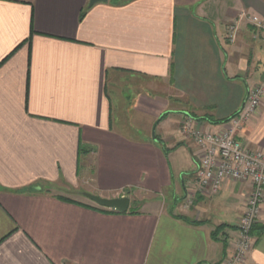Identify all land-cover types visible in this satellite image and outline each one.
<instances>
[{
  "label": "crops",
  "instance_id": "crops-1",
  "mask_svg": "<svg viewBox=\"0 0 264 264\" xmlns=\"http://www.w3.org/2000/svg\"><path fill=\"white\" fill-rule=\"evenodd\" d=\"M245 16L264 24V0H0V264L231 255L250 185L186 207L198 161L180 124L231 118L264 82ZM238 137L264 149V106ZM85 193L141 204L104 211ZM253 235L245 264H264V211Z\"/></svg>",
  "mask_w": 264,
  "mask_h": 264
},
{
  "label": "built area",
  "instance_id": "built-area-1",
  "mask_svg": "<svg viewBox=\"0 0 264 264\" xmlns=\"http://www.w3.org/2000/svg\"><path fill=\"white\" fill-rule=\"evenodd\" d=\"M254 20L257 21L256 18ZM253 25L264 27L260 21ZM262 103L264 84L251 90L240 112L216 132L203 133L196 131L192 124L185 126V120L183 123L184 135L192 137L202 151L198 156L196 171L198 192L207 188L216 192L226 181L250 185L244 212L238 223L237 241L233 252L222 264H245L255 245L253 230L259 223L264 206V150H251L239 139L238 133L242 125L259 112ZM192 122L196 123L194 120Z\"/></svg>",
  "mask_w": 264,
  "mask_h": 264
},
{
  "label": "rangeland",
  "instance_id": "rangeland-1",
  "mask_svg": "<svg viewBox=\"0 0 264 264\" xmlns=\"http://www.w3.org/2000/svg\"><path fill=\"white\" fill-rule=\"evenodd\" d=\"M117 2H118V0H116ZM254 18L255 17H252V18H250V19H248L246 16L244 17V21H245V19H247L248 20V23L249 24H251V25H253V23H255V22H259L260 21V19L259 18H256L257 19V21H255L254 20ZM241 19H239V20H233V23H232V25H230L229 26V28H228V33H227V35H228V39H229V41L231 42V43H233V44H235V43H237V41H238V39H239V33H240V28H241ZM243 22V21H242ZM261 22V21H260ZM262 23V22H261ZM243 26V25H242ZM254 26V25H253ZM255 27V30H256V32H255V38L257 39L258 37H256V35H261V36H264V27H256V26H254ZM231 36H233V38L231 37ZM251 44V43H250ZM254 46V45H253ZM254 48H255V46H254ZM258 49V48H257ZM264 84V82H262L260 85H258V86H256V87H260V86H262ZM256 87H254V88H252V89H249L248 90V92H247V95H246V97H245V100H244V102H243V104L245 103V101H246V99H247V96H248V94H249V92L251 91V90H253V89H255ZM263 105L261 106V109L263 108V106H264V103H262ZM242 107H243V105H242ZM260 109V110H261ZM241 110V109H240ZM240 110H239V112H240ZM259 110V111H260ZM238 112V113H239ZM237 113V114H238ZM191 114V113H190ZM236 114V115H237ZM258 114V113H257ZM185 115V114H184ZM236 115H233L232 116V118L233 117H235ZM256 115H254L253 116V118L255 117ZM192 119V120H194L196 123H193L192 122V120H190V119ZM184 120H185V126L186 125H189V124H192L193 125V127L195 128V130L196 131H198V130H200L201 132H203V133H208L209 131H212V132H216V131H218V130H220V129H218V130H212V129H210L209 127H206V126H204L202 123V121H198V120H196L195 118H193L192 116H190V115H188V114H186L185 116H183V120H182V122H181V124H180V130H181V133L183 134V136L188 140V141H190L191 142V144H192V147H193V154H194V156L196 157V159H197V161H198V156H199V153H201L202 151H201V148L196 144V143H194V141H192L193 140V138L192 137H189V136H186V135H184V133L182 132L183 131V129H184V126H183V123H184ZM231 120V119H230ZM248 123V122H247ZM209 124H211V123H209ZM224 124V123H223ZM198 125V126H197ZM208 125V124H207ZM211 125H213V124H211ZM220 125V124H219ZM245 126V123L242 125V128H241V130L243 129V127ZM240 130V131H241ZM251 150H253V151H262V150H264L263 148H261V147H249ZM198 168V167H197ZM196 171H197V169H196ZM196 177V183H194L195 184V186H193V188H190V189H188L187 190V195L185 196L186 198V200H185V206L186 207H192L193 206V204H194V201H195V199H196V196L198 195L197 193H198V182H199V180H198V177H197V175L195 176ZM188 180L190 181L189 183H191L192 184V182L194 181V177L192 178V180H190V177H187L186 178V181H187V183H188ZM192 181V182H191ZM226 182H229V181H226ZM226 182H224L223 184H222V186L220 187V189L218 190V191H216V192H214V191H212V189L211 188H207V189H205L202 193H204V195H206V194H208V195H210V196H215V195H218L220 192H221V190H222V188L226 185ZM232 182V181H231ZM235 183H238V184H242V183H239V182H235ZM250 192V191H249ZM245 201H246V197H245ZM138 202V204H141L136 198H134V202L133 203H137ZM245 204V203H244ZM263 211H264V206H263ZM263 211H262V213H263ZM261 217H262V214H261ZM261 217H260V219H261ZM260 221V220H259ZM239 225V224H238ZM257 226V225H256ZM255 226V227H256ZM254 227V228H255ZM238 233V232H237ZM253 237H254V235H253ZM238 238V237H237ZM220 264H222V262L220 263Z\"/></svg>",
  "mask_w": 264,
  "mask_h": 264
},
{
  "label": "water",
  "instance_id": "water-1",
  "mask_svg": "<svg viewBox=\"0 0 264 264\" xmlns=\"http://www.w3.org/2000/svg\"><path fill=\"white\" fill-rule=\"evenodd\" d=\"M110 0H90V6L93 7L97 4H106ZM84 196L94 202L99 207L105 209H113L117 210L120 213H126L130 207V199L128 197H120V198H102L96 195H92L89 193H85Z\"/></svg>",
  "mask_w": 264,
  "mask_h": 264
},
{
  "label": "trees",
  "instance_id": "trees-1",
  "mask_svg": "<svg viewBox=\"0 0 264 264\" xmlns=\"http://www.w3.org/2000/svg\"><path fill=\"white\" fill-rule=\"evenodd\" d=\"M236 115V114H235ZM232 118V117H231ZM231 118H228V119H225V120H222V121H217V120H214L212 119L211 117H204V118H196V120H198L199 122L200 121H207L208 123H211L213 125H219V124H223V123H227L230 121ZM135 204V203H134ZM134 204L130 207V209L128 210L129 213L131 214H135L138 212V208H139V204ZM99 209L101 210H104V211H110V212H118L117 210H113V209H105V208H102V207H99ZM127 213V212H126Z\"/></svg>",
  "mask_w": 264,
  "mask_h": 264
}]
</instances>
